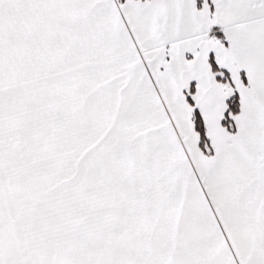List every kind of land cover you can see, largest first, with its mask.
Instances as JSON below:
<instances>
[{"label": "snow or ice", "instance_id": "6c2138e0", "mask_svg": "<svg viewBox=\"0 0 264 264\" xmlns=\"http://www.w3.org/2000/svg\"><path fill=\"white\" fill-rule=\"evenodd\" d=\"M0 264H264V0H0Z\"/></svg>", "mask_w": 264, "mask_h": 264}]
</instances>
